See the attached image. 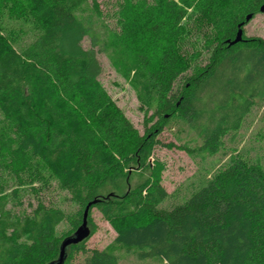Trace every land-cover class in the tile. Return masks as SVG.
Wrapping results in <instances>:
<instances>
[{
    "label": "trees",
    "instance_id": "16d2710c",
    "mask_svg": "<svg viewBox=\"0 0 264 264\" xmlns=\"http://www.w3.org/2000/svg\"><path fill=\"white\" fill-rule=\"evenodd\" d=\"M261 1L124 2L117 31L103 25L96 0H0V15L25 18L33 28L24 43L19 30L0 28V264H45L58 253L59 221L68 218L73 232L82 219L40 202L30 219L10 216L2 176L18 177L36 165L74 190L84 206L97 199L91 205L115 230L113 243L133 249L138 259L264 264V130L258 152H235L178 204L161 205L166 192L157 177L118 200L91 195L112 166L140 153L170 118L199 139L193 147L179 144L189 153L217 152L222 137H233L252 104L264 100V38H244L242 29L244 15L253 16ZM188 7L210 22L215 36L207 63L174 93L172 84L188 65L176 48ZM238 22L241 40L227 45ZM94 23L102 26L99 49L139 101L152 107L149 135L137 133L96 78L101 66L80 43ZM24 230L30 240L18 241ZM79 241L68 244L65 258ZM116 258L92 248L81 264H115Z\"/></svg>",
    "mask_w": 264,
    "mask_h": 264
},
{
    "label": "rangeland",
    "instance_id": "374dc122",
    "mask_svg": "<svg viewBox=\"0 0 264 264\" xmlns=\"http://www.w3.org/2000/svg\"><path fill=\"white\" fill-rule=\"evenodd\" d=\"M103 25L113 30H119L118 13L124 2L150 3L152 0H96ZM187 16L181 22L180 38L177 39L176 48L180 55L187 61L185 70L176 76L171 90L177 93L180 82L189 76L197 67H202L207 62L208 52L213 46L212 37L215 30L210 22L196 17L191 7H188ZM98 23V22H97ZM94 23L92 28L81 38V45L94 51L101 68L96 78L104 87L106 94L120 107L122 114L130 121L139 134L151 132L150 125L155 120L152 107L147 108L139 101L137 92L129 85L127 79L121 77L106 57L103 50L98 47V37L101 35L102 26ZM0 28L3 32L19 30L18 42L24 43L33 32L27 20L20 17H11L6 13L0 15ZM243 37L264 38V11H257L243 25ZM212 41V42H211ZM149 118V121L146 119ZM146 121V123H144ZM264 126V100L255 101L250 110L242 118L238 130L233 137L221 138L220 149L214 153H204L202 150H193L189 153L180 148L179 144L196 146L199 139L195 132L190 131L182 121L170 118L164 122L158 133L152 135L151 143L138 154H128L121 163L106 172L102 182L93 187L92 196L118 200L127 191L133 190L140 184L150 181L153 177L159 179L164 187L166 196L162 206L180 203L189 194L199 187V184L211 173L221 167L229 156L236 152L243 155H254L259 151V136ZM156 140V141H153ZM35 171L30 173L20 172L17 177L7 172L2 176L3 190L6 192L5 207L10 216L23 218L32 217V212L40 202L46 208H62L67 214L79 216L80 219L84 204L75 195L74 190H68L58 185L53 177L49 176L46 167L34 166ZM33 176V177H32ZM79 213V214H78ZM86 226L90 232L87 237L79 241L77 247L68 250L63 264H81L89 254L90 249L107 250L116 258L115 264H165L163 260L143 258L138 259L133 249H124L113 243L115 230H112L108 221L102 215L101 208L96 205L89 206L86 213ZM74 219V217H73ZM79 219V220H80ZM80 223V222H79ZM71 223L68 218L62 219L55 226L56 246L64 233L71 232ZM10 227L7 228V232ZM17 240H30L27 230L19 231ZM17 232V233H19ZM73 233V232H71ZM55 251L49 258L57 257Z\"/></svg>",
    "mask_w": 264,
    "mask_h": 264
},
{
    "label": "water",
    "instance_id": "95a60500",
    "mask_svg": "<svg viewBox=\"0 0 264 264\" xmlns=\"http://www.w3.org/2000/svg\"><path fill=\"white\" fill-rule=\"evenodd\" d=\"M258 6H259L258 11H264V0H262ZM251 16H252V13L247 12L244 15L242 22L248 21V19ZM242 22L240 23L238 22L236 24L237 28L234 32L235 35L231 39L226 40L227 45H230L231 43H234L238 40H241V36L243 34H242V29L240 26L242 25ZM96 200L97 199L92 198L91 200L86 202V206H84V209L81 214L82 219L80 220V223L74 228L73 233L67 234L64 237H62L59 243L57 257L50 259L45 264H62L63 260H65L64 258L66 255V248L69 246L68 244H74L78 242L79 240H81L82 238L84 239L85 237H87L90 231H89L88 226H86V218H87L86 213H87V209L89 205H91L93 202H96Z\"/></svg>",
    "mask_w": 264,
    "mask_h": 264
},
{
    "label": "flooded vegetation",
    "instance_id": "af4514ba",
    "mask_svg": "<svg viewBox=\"0 0 264 264\" xmlns=\"http://www.w3.org/2000/svg\"><path fill=\"white\" fill-rule=\"evenodd\" d=\"M245 24V23H244Z\"/></svg>",
    "mask_w": 264,
    "mask_h": 264
}]
</instances>
